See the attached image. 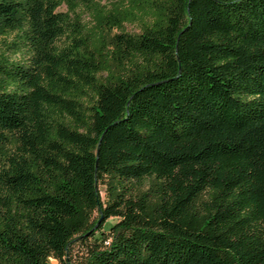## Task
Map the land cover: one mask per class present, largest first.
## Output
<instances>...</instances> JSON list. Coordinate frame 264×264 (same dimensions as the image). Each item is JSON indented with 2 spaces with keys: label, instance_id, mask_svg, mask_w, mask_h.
Listing matches in <instances>:
<instances>
[{
  "label": "trees",
  "instance_id": "16d2710c",
  "mask_svg": "<svg viewBox=\"0 0 264 264\" xmlns=\"http://www.w3.org/2000/svg\"><path fill=\"white\" fill-rule=\"evenodd\" d=\"M77 236L84 264H264V0H0V264Z\"/></svg>",
  "mask_w": 264,
  "mask_h": 264
},
{
  "label": "rangeland",
  "instance_id": "374dc122",
  "mask_svg": "<svg viewBox=\"0 0 264 264\" xmlns=\"http://www.w3.org/2000/svg\"><path fill=\"white\" fill-rule=\"evenodd\" d=\"M62 8L66 9V6L64 5ZM85 17L88 18V15L85 14ZM126 28H127V30H130V31L135 30V27L132 25H126ZM98 187H99L102 199H105L106 198V185L105 184H99ZM97 215L98 214L96 213L94 215V218H97ZM117 220H118L117 217H110L109 219H107V221L105 222V225L103 227L108 228V226L110 224H113ZM80 239H81V237L77 236V238L72 242L73 245H72V249H71V254L68 258L69 264H84V262L86 260L87 246L85 245V243L81 242ZM49 263L50 264H63L55 257H50Z\"/></svg>",
  "mask_w": 264,
  "mask_h": 264
},
{
  "label": "water",
  "instance_id": "95a60500",
  "mask_svg": "<svg viewBox=\"0 0 264 264\" xmlns=\"http://www.w3.org/2000/svg\"><path fill=\"white\" fill-rule=\"evenodd\" d=\"M96 184H97V183H96ZM100 221H101V219L98 221V223H99ZM98 223H97V224H98Z\"/></svg>",
  "mask_w": 264,
  "mask_h": 264
}]
</instances>
